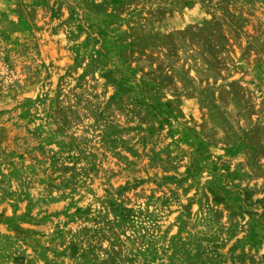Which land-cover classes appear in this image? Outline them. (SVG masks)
I'll return each mask as SVG.
<instances>
[{"label": "rangeland", "instance_id": "1", "mask_svg": "<svg viewBox=\"0 0 264 264\" xmlns=\"http://www.w3.org/2000/svg\"><path fill=\"white\" fill-rule=\"evenodd\" d=\"M0 264H264V0H0Z\"/></svg>", "mask_w": 264, "mask_h": 264}]
</instances>
